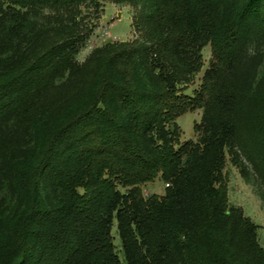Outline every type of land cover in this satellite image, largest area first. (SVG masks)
Here are the masks:
<instances>
[{"label": "trees", "instance_id": "obj_1", "mask_svg": "<svg viewBox=\"0 0 264 264\" xmlns=\"http://www.w3.org/2000/svg\"><path fill=\"white\" fill-rule=\"evenodd\" d=\"M102 2L138 10L146 39L108 43L79 63L92 29L44 31L0 77V178L15 137L31 124L39 133L14 170L18 202L0 218V264H264L258 226L229 205L224 174L230 156L246 176L242 155L264 179V93L245 74L264 42V0H0V56L34 11ZM206 46L209 67L188 96ZM65 76L88 95L52 121L40 102ZM196 110L197 141L180 143L176 120ZM158 176L165 194L146 199L142 186Z\"/></svg>", "mask_w": 264, "mask_h": 264}, {"label": "rangeland", "instance_id": "obj_2", "mask_svg": "<svg viewBox=\"0 0 264 264\" xmlns=\"http://www.w3.org/2000/svg\"><path fill=\"white\" fill-rule=\"evenodd\" d=\"M138 13L130 5H118L111 2H102L96 9L89 5L81 6L71 13H57L50 9H39L32 13L34 24L28 26L25 32L14 41L12 51L0 56V77L23 59L36 44L37 39L44 31L61 32L70 34L78 30L92 29V33L85 47L77 55V61L83 63L90 53L97 48H101L108 43L130 42L133 40L144 41L145 32L139 31L135 27V14ZM31 26V27H30ZM203 68L195 76L193 83L185 90V94L192 96L194 91L199 89L202 76L209 67L211 59L210 46H206L203 51ZM247 68L245 74L248 78V85L264 93V42L254 43L250 49L249 58L246 61ZM244 74V75H245ZM251 75V76H249ZM73 79L65 76L56 82L52 92L40 102L42 115L47 119L56 121L70 110L78 107L80 96L87 97L88 89H81L72 92L71 83ZM63 102L57 104L59 99ZM56 101V102H55ZM28 118L22 116L12 120L6 125V132L9 136L15 137L16 125L18 121ZM202 110L187 112L177 118L176 123L180 127V143L186 141H197V134L193 130L195 123H200ZM39 133L34 125L25 127L21 136H16V146L2 161L0 178V218L11 216L16 210L18 202L17 194L12 180L17 164L24 163L32 157L38 146ZM241 164L245 169L246 176L240 173L230 156L226 158L224 174L227 178L228 199L231 207L240 208L246 217L258 226L260 245L264 248V179L254 170L252 164L239 155ZM167 184L158 176L152 183L142 186L143 196L147 199L153 195L163 196ZM111 235L114 245L121 261L124 255L121 242L118 236L116 222L113 223Z\"/></svg>", "mask_w": 264, "mask_h": 264}]
</instances>
